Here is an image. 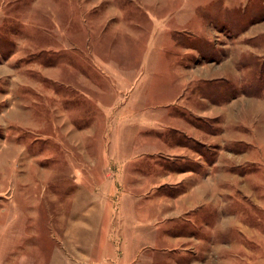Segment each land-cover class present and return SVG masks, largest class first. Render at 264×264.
<instances>
[{"label": "rangeland", "instance_id": "1", "mask_svg": "<svg viewBox=\"0 0 264 264\" xmlns=\"http://www.w3.org/2000/svg\"><path fill=\"white\" fill-rule=\"evenodd\" d=\"M152 51L235 74L165 104ZM205 95L247 101L202 118ZM20 258L264 264V0H0V264Z\"/></svg>", "mask_w": 264, "mask_h": 264}, {"label": "crops", "instance_id": "2", "mask_svg": "<svg viewBox=\"0 0 264 264\" xmlns=\"http://www.w3.org/2000/svg\"><path fill=\"white\" fill-rule=\"evenodd\" d=\"M183 3L181 4V7L179 8V10H185V9H190V10L194 9L195 10L197 8L196 5H191V4L187 5V4H183ZM193 17H194L193 15H189V17L186 18L185 14L178 13L177 17H175V18H177V20L182 22L183 24H185V23L187 24ZM157 54L158 53L156 51H152L150 53H145L147 58L150 57L152 59H155V58L159 57V58L162 59V60L161 59L153 60L154 61V65L153 66L158 68V72H163L165 74V76L167 77V78L165 77V79H164L165 83H166V86L164 85L161 88V89H164V90H163L162 93H160V95L164 96V93L166 92L167 99L162 100V101L165 102V104H169V103L173 102L178 97H180L182 94L184 95L185 90L189 89L190 85H195L196 84V86L198 87L201 81H206L207 82L209 80L211 81V80H214V79H217V78H223L224 76L232 77L235 74L234 73L235 64L233 65V63H232L231 66H229L230 64L228 63L227 64L228 67L225 66V68H227L226 70L224 68V69H222L220 71H216L214 69L215 66L213 64L212 65H207V66L204 65V64H201V66H196V67L192 66L191 67L192 70H191L190 68H188L190 64H185V65L184 64H178V65H176L175 60H173L172 66L171 65L168 66V62H166V58H165L164 54H161V53L158 54V55ZM153 61L151 60V61H146L145 63H142L141 67L138 68L137 72L148 73L149 72L148 68L152 67L151 66L152 65L151 62H153ZM150 63H151V65L149 66ZM160 67L163 70L159 69ZM208 68H210V69H208ZM205 72H207V73H205ZM145 81L146 80H144V78L138 81L137 85L135 86V88L133 90V93L131 94V98H130L129 104H131L132 100H136L138 97L143 96L142 92H140V91L145 86L144 85ZM200 90H201V86H200ZM242 97L245 98L244 96H239V97L237 96V97L233 98L234 101L231 100V101L225 102L224 104H219L220 102L217 103L215 100L213 101L212 98L210 99L208 96H206V97L202 96L201 99H203L204 101H207L208 102V106H207V109L205 111L200 112L199 116L202 117V118H204L205 116L208 117V118H210V117H213V118L218 117V116L222 115L223 112L225 113V111H226L225 110V106H227V105L231 106L233 103H236L237 100H239L240 103H241V101H242L241 98ZM245 100L247 101V98H245ZM137 116L138 115H135L136 119H137ZM126 120L127 121H132L133 117L132 116H127ZM171 122L174 123L173 125L176 128H180V129H182L184 131L195 133L194 136H197L199 138H201V137L203 138L205 136L203 134V132H201V130H199L200 128H198V127L196 128V126L191 124L190 121H188L185 118H179V117H175L174 116V117L171 118L170 123ZM205 138L208 140L207 142H209V144H211V141L212 142H216L217 141V138H216L215 134H211L210 133L207 136H205ZM215 166H217L216 163H215ZM141 233H150V232L142 230ZM4 234H7V231H4ZM21 262H22V258H20L18 260L17 264H20ZM126 262H128V261H126ZM64 264H77V263H72V261L69 262L68 259H65V263ZM110 264H115V263H110ZM117 264H120V262H118ZM126 264H128V263H126ZM177 264H193V263L181 262V263H177ZM194 264H200V263H194ZM206 264H211V260H208Z\"/></svg>", "mask_w": 264, "mask_h": 264}]
</instances>
